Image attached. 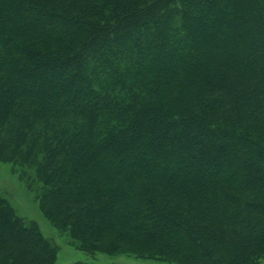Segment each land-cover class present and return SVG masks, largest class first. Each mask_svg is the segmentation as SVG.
<instances>
[{
  "label": "trees",
  "instance_id": "1",
  "mask_svg": "<svg viewBox=\"0 0 264 264\" xmlns=\"http://www.w3.org/2000/svg\"><path fill=\"white\" fill-rule=\"evenodd\" d=\"M0 163L84 254L258 264L264 0H0ZM57 253L0 192V264Z\"/></svg>",
  "mask_w": 264,
  "mask_h": 264
},
{
  "label": "rangeland",
  "instance_id": "2",
  "mask_svg": "<svg viewBox=\"0 0 264 264\" xmlns=\"http://www.w3.org/2000/svg\"><path fill=\"white\" fill-rule=\"evenodd\" d=\"M0 192L8 200L17 217L37 224L43 237L58 247L55 264H73L85 261L93 264H172L166 261L136 258L129 255L84 254L67 243L39 210L36 194L27 188L18 172L9 163H0ZM258 264H264V258Z\"/></svg>",
  "mask_w": 264,
  "mask_h": 264
}]
</instances>
